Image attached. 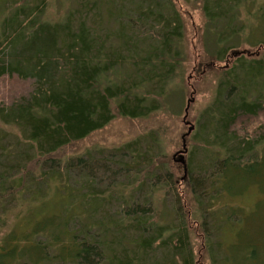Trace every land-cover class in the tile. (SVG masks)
I'll return each mask as SVG.
<instances>
[{
	"label": "trees",
	"instance_id": "16d2710c",
	"mask_svg": "<svg viewBox=\"0 0 264 264\" xmlns=\"http://www.w3.org/2000/svg\"><path fill=\"white\" fill-rule=\"evenodd\" d=\"M53 1L2 0L0 85L17 89L0 102V134L15 139L7 150L0 135V264H146L155 254L154 264H194L187 221L159 197L178 179L161 132L102 161L57 156L116 119L155 121L180 97L190 9L203 19V49L214 47L199 69L217 84L190 192L222 202L264 180V51L213 66L264 45V0H58L56 18ZM102 176L112 180L98 191Z\"/></svg>",
	"mask_w": 264,
	"mask_h": 264
},
{
	"label": "rangeland",
	"instance_id": "374dc122",
	"mask_svg": "<svg viewBox=\"0 0 264 264\" xmlns=\"http://www.w3.org/2000/svg\"><path fill=\"white\" fill-rule=\"evenodd\" d=\"M187 10L191 11L189 19L193 28L188 32L189 62L183 76L180 97L177 98L174 94L169 96L165 101L166 106H168L167 110L160 111L154 117L155 121L143 122L116 119L102 131L96 132L89 138L64 149L57 156V159L66 161L79 157L86 161H102L101 159H105L112 153L114 154L116 149L123 147L126 143L133 142L155 130L159 131L158 133L161 132L160 135L163 136L162 140L164 141L163 157H166L169 167L175 170L177 174V177H175L178 179L175 180L176 188L172 191L163 192V189L159 187V197L161 202L164 197L167 209L179 208L178 211L181 216L187 221L191 232L190 243L194 264H264V180L256 184L246 183L242 188L237 189L238 192L242 190L241 194L227 196L223 198L222 202L213 200L215 195L209 193L205 199H200V205L198 204L199 200L195 199L190 192L187 184V174H184L182 165L177 162L179 155L176 154L181 151L182 146L181 137L188 129L183 124L184 110L187 100L192 98L193 103L190 104L186 122L194 127V131L186 140L187 153L184 158L185 162L188 163V170L192 167L191 174L193 178L199 176L197 175L199 165L206 166L205 152H207L208 147L206 144L197 146L195 143H204L206 136L202 137L205 135L203 125L206 124L205 121L208 119L207 112L210 104L213 103V94H216L217 91L215 78L211 74H204L205 68L203 70L199 69L203 53L207 52L210 58L214 52V47L211 46L209 39L206 41L205 49H203L201 44V41L204 42L203 38L201 40L202 30L199 32V29L203 27V19L199 12ZM60 13L61 1L55 0L50 4L48 14L56 18L59 17ZM1 17L2 0H0V19ZM235 51L259 54L264 51V45L257 46V48L243 45ZM213 66L214 69L218 70L225 65L217 63ZM15 88L10 87L7 83L6 85H0V102H10L16 94L17 88ZM261 120H264V117ZM260 123H256L254 128L260 126ZM0 135L2 139L4 138L2 145L7 150L12 149L11 144L15 139L12 137L11 131L5 130ZM22 147L24 146L22 145ZM192 151L194 154L191 162L192 166H190L189 160ZM174 155H176V161H173ZM194 164H198V166L195 168L193 167ZM102 177L104 178L98 179V186H96L98 191L105 189L108 182L112 180L111 178L106 179L105 176ZM234 193L236 192L234 191ZM212 200L213 205L210 207L209 204ZM220 208L223 209L222 212ZM231 213L234 215H230ZM225 214L231 216L229 218L230 223L223 224L226 221ZM10 222L11 227L12 221ZM202 224L204 225L201 227ZM252 250L255 251V258L248 259V254ZM147 259L146 264H154L160 259V254L151 255Z\"/></svg>",
	"mask_w": 264,
	"mask_h": 264
},
{
	"label": "water",
	"instance_id": "95a60500",
	"mask_svg": "<svg viewBox=\"0 0 264 264\" xmlns=\"http://www.w3.org/2000/svg\"><path fill=\"white\" fill-rule=\"evenodd\" d=\"M245 53L246 52H242V53H240V52H234V53L231 54V56H238L239 54H245ZM191 103H193V99L192 98L189 99V100H187V102H186V108L184 110V117H183V124L185 126H187L188 129H187V132L181 137V143H182L181 151H179L176 154V155H179L177 162L182 165L184 174L187 173V166H186V162H185V158H184V156L187 153V149H186V139L194 131V127L192 125H190L188 122H186L187 116H188V111H189V108H190V104ZM176 155L173 156V161H176L175 160Z\"/></svg>",
	"mask_w": 264,
	"mask_h": 264
},
{
	"label": "flooded vegetation",
	"instance_id": "af4514ba",
	"mask_svg": "<svg viewBox=\"0 0 264 264\" xmlns=\"http://www.w3.org/2000/svg\"><path fill=\"white\" fill-rule=\"evenodd\" d=\"M245 55H247V56H251V55H254V54L251 53V52H246ZM231 59H232L231 55L228 56V57L226 58V60H225V66H228L227 64H228V62H229ZM192 133H193V132H192Z\"/></svg>",
	"mask_w": 264,
	"mask_h": 264
}]
</instances>
